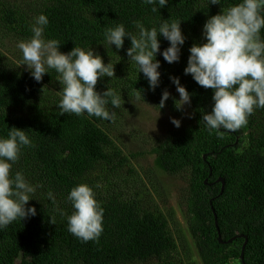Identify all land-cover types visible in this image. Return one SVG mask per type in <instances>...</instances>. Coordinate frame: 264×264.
<instances>
[{"label":"trees","instance_id":"1","mask_svg":"<svg viewBox=\"0 0 264 264\" xmlns=\"http://www.w3.org/2000/svg\"><path fill=\"white\" fill-rule=\"evenodd\" d=\"M239 2L168 0L166 7L157 4L160 10L153 12L143 0H0V137H7L12 127L26 131L35 147L22 150L12 172H22L32 184L43 185L28 204L36 207L37 215L0 230V264H198L188 241L175 237L170 228L171 222L176 224L173 212L167 215L147 205L138 186L132 188L135 196L130 195L131 183L121 175L129 158L110 130L129 107L149 103L159 109L165 90L171 95L162 109L180 115L175 106L179 93L170 77H179L191 94L192 118L158 140L153 148L155 166L170 176H187L189 191L180 207L201 264H264V109L255 110L236 132H210L202 115L212 110L213 90L184 73L190 47L206 42L202 30L207 19ZM40 14L49 19L45 38L58 40L61 52L92 49L115 66L116 77H105L96 85L101 93L110 87L121 97L119 108L108 105L115 112L114 120L60 115L62 85L55 70L37 83L8 57L3 39L17 43L30 39L34 18ZM164 20L181 21L186 41L179 62L169 64L157 54L160 85L152 91L127 56L130 40L126 38L117 50L107 44L104 34L121 23L136 34L134 22L150 29ZM160 44L161 52L169 47L162 36ZM137 90L145 101L136 99ZM220 178L225 181L223 194ZM81 183L94 189L104 208L99 242H82L68 231L67 216L74 209L67 195ZM49 190L55 203L47 197ZM212 207L223 241L234 239L232 243H219Z\"/></svg>","mask_w":264,"mask_h":264},{"label":"clouds","instance_id":"2","mask_svg":"<svg viewBox=\"0 0 264 264\" xmlns=\"http://www.w3.org/2000/svg\"><path fill=\"white\" fill-rule=\"evenodd\" d=\"M152 5V11L168 5V0H143ZM221 0H210V4H219ZM160 8H157L156 5ZM136 34L126 30L124 24L107 28L105 40L117 50L124 47L125 39L131 42L127 56L135 63L139 73H143L149 87L155 91L160 85L161 65L156 59L160 53L171 64L179 62L182 46L186 37L181 29V21L164 20L159 27L146 28L140 21L134 22ZM49 19L45 14L34 18L32 37L18 42L16 47L22 53L21 66H26L31 77L42 82L50 70L58 74L62 85V98L58 103L60 115L75 114L97 117L112 121L115 112L108 110L121 106V97L115 89L107 87L102 93L97 91L99 80L115 76V66L105 63L103 58L92 49L74 47L70 52L60 51V42L45 38V29ZM264 0H240L220 14L211 16L203 25L202 44H193L190 49L185 75H191L198 85L213 90L211 112L204 113L202 119L207 129H220L236 132L248 124V118L257 109H264ZM169 42L161 52L160 37ZM179 93L175 106L179 110L191 103V94L181 85L179 77H170ZM170 92L162 93L160 109L170 98ZM137 100H144L137 90ZM145 101V100H144ZM171 123L179 128L181 121L174 117ZM35 147L25 130L12 127L7 137H0V230L16 221L37 215L35 206L29 207L36 200L40 184H32L22 172L13 174L12 168L21 157L22 150ZM47 197L55 203L56 196L49 190ZM67 200L74 211L67 216L68 231L82 242H99L104 231V208L95 198L94 189L81 183L69 191ZM38 201V200H37ZM39 202V201H38ZM61 215H65L61 211ZM54 217L50 223L54 224Z\"/></svg>","mask_w":264,"mask_h":264},{"label":"rangeland","instance_id":"3","mask_svg":"<svg viewBox=\"0 0 264 264\" xmlns=\"http://www.w3.org/2000/svg\"><path fill=\"white\" fill-rule=\"evenodd\" d=\"M17 44L3 39V49L8 51V57L29 72L26 66H21L22 53L16 47ZM138 105L136 108L129 107L123 115L120 112L115 125L110 129L112 137L129 158V165L121 170L122 179L131 183L129 189L131 196H135L132 188L138 186L136 190L140 192L139 197L147 205L157 206L167 215L173 212L176 224L171 222L170 228L174 236L188 241L192 259L201 264L180 207L189 191L187 176H170L157 169L156 156L153 153L159 139H164L169 131L182 128L191 120V107L185 104L180 115L168 109H160L159 115V109L154 104ZM172 117L181 121L179 128L171 123Z\"/></svg>","mask_w":264,"mask_h":264},{"label":"water","instance_id":"4","mask_svg":"<svg viewBox=\"0 0 264 264\" xmlns=\"http://www.w3.org/2000/svg\"><path fill=\"white\" fill-rule=\"evenodd\" d=\"M218 181L221 182V183L223 184V186H222V191H221V194H223V192H224V190H225V181H224V179H221V178H220ZM205 183H206V185H208V184H207V181H206ZM212 203H213V200L211 201V205H212ZM212 211H213V213H214L215 224H216L217 229H218V234H219V238H218V240H219V243H220V244H229V243H232V242L234 241V239H231V240H229L228 242H224V241H223V239H222V235H221V233H220V231H219V228H218V217H217V214H216V212H215L214 207H212ZM240 237H245V236H240ZM246 245H247V239H246V241H245V244H244L243 249H242V254H241V259H242L243 262H244V252H245V249H246Z\"/></svg>","mask_w":264,"mask_h":264}]
</instances>
